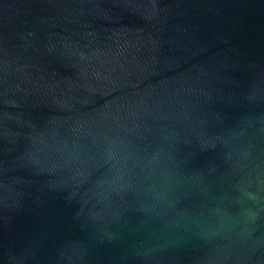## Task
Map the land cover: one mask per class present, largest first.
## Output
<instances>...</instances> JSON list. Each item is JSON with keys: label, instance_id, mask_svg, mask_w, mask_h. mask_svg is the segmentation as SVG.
<instances>
[{"label": "water", "instance_id": "obj_1", "mask_svg": "<svg viewBox=\"0 0 264 264\" xmlns=\"http://www.w3.org/2000/svg\"><path fill=\"white\" fill-rule=\"evenodd\" d=\"M0 264H264V0H0Z\"/></svg>", "mask_w": 264, "mask_h": 264}]
</instances>
